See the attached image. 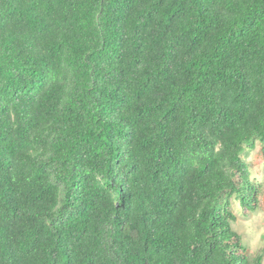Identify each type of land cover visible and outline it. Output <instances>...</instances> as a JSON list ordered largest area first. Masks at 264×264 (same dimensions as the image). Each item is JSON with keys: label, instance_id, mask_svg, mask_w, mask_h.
<instances>
[{"label": "trees", "instance_id": "1", "mask_svg": "<svg viewBox=\"0 0 264 264\" xmlns=\"http://www.w3.org/2000/svg\"><path fill=\"white\" fill-rule=\"evenodd\" d=\"M264 0H0V264H263Z\"/></svg>", "mask_w": 264, "mask_h": 264}, {"label": "rangeland", "instance_id": "2", "mask_svg": "<svg viewBox=\"0 0 264 264\" xmlns=\"http://www.w3.org/2000/svg\"><path fill=\"white\" fill-rule=\"evenodd\" d=\"M242 157L251 167L253 181L262 185L260 207L256 211L245 214L240 200L236 197L233 198L232 203V210L237 219L231 222V226L242 236V243L247 249L246 253L251 257L264 245V154L259 142L255 149L246 146Z\"/></svg>", "mask_w": 264, "mask_h": 264}]
</instances>
